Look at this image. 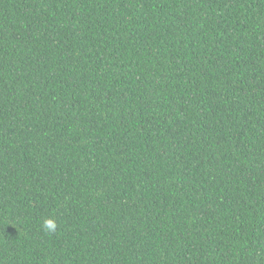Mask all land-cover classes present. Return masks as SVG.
Listing matches in <instances>:
<instances>
[{
	"label": "trees",
	"instance_id": "trees-1",
	"mask_svg": "<svg viewBox=\"0 0 264 264\" xmlns=\"http://www.w3.org/2000/svg\"><path fill=\"white\" fill-rule=\"evenodd\" d=\"M0 264H264V0H0Z\"/></svg>",
	"mask_w": 264,
	"mask_h": 264
},
{
	"label": "clouds",
	"instance_id": "clouds-1",
	"mask_svg": "<svg viewBox=\"0 0 264 264\" xmlns=\"http://www.w3.org/2000/svg\"><path fill=\"white\" fill-rule=\"evenodd\" d=\"M41 227L44 231L53 233L56 231L57 224L53 218H46L43 220Z\"/></svg>",
	"mask_w": 264,
	"mask_h": 264
}]
</instances>
